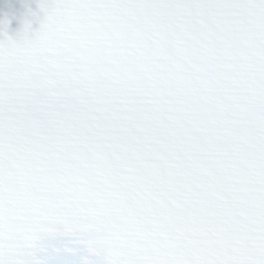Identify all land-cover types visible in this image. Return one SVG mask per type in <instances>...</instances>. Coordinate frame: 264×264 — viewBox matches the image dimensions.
<instances>
[{"label": "snow or ice", "instance_id": "snow-or-ice-1", "mask_svg": "<svg viewBox=\"0 0 264 264\" xmlns=\"http://www.w3.org/2000/svg\"><path fill=\"white\" fill-rule=\"evenodd\" d=\"M37 9L39 26L25 21L15 39L0 27V205L6 193L43 204L104 180L139 187L157 170L223 178L241 146L264 157V0Z\"/></svg>", "mask_w": 264, "mask_h": 264}]
</instances>
